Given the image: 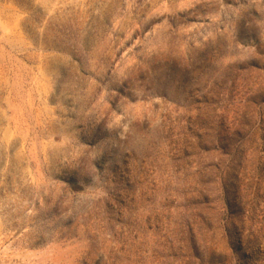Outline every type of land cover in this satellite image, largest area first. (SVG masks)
I'll list each match as a JSON object with an SVG mask.
<instances>
[{"label":"rangeland","instance_id":"374dc122","mask_svg":"<svg viewBox=\"0 0 264 264\" xmlns=\"http://www.w3.org/2000/svg\"><path fill=\"white\" fill-rule=\"evenodd\" d=\"M0 264H264V0H0Z\"/></svg>","mask_w":264,"mask_h":264}]
</instances>
